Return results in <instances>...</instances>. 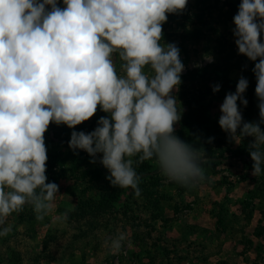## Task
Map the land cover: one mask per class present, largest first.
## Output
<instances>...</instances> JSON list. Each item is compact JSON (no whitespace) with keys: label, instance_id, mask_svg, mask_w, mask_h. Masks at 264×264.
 Returning <instances> with one entry per match:
<instances>
[{"label":"clouds","instance_id":"obj_1","mask_svg":"<svg viewBox=\"0 0 264 264\" xmlns=\"http://www.w3.org/2000/svg\"><path fill=\"white\" fill-rule=\"evenodd\" d=\"M187 4L63 0L60 7L58 0H0V237L12 232L7 218L26 204L37 220L53 208L59 186L46 183L49 125L75 128L98 108L109 116L90 133L73 131L69 147L86 151L90 163L102 154L99 162L113 187L139 197L141 177L134 165L145 161L183 187L206 179L203 149L174 135L181 113L173 91L179 90L185 68L180 50L160 42L168 14L181 13ZM233 22L239 54L258 60L252 71L260 119L243 122L237 101L247 106L248 80L241 76L235 93L226 94L218 122L237 144L253 138L248 150L252 175L259 177L264 169V0H242ZM219 90L213 86V92ZM104 243L113 253L131 246L122 231Z\"/></svg>","mask_w":264,"mask_h":264},{"label":"rangeland","instance_id":"obj_2","mask_svg":"<svg viewBox=\"0 0 264 264\" xmlns=\"http://www.w3.org/2000/svg\"><path fill=\"white\" fill-rule=\"evenodd\" d=\"M241 2L188 0L162 25L161 44H176L185 66L179 90L173 91L181 113L174 135L203 149L205 160L222 158L204 166L206 179L183 187L145 161L134 165L141 177L136 197L106 179L110 173L99 162L102 154L90 163L86 151L69 147L73 131H94L108 113L98 108L75 128L51 123L45 145L46 183L59 186L53 208L37 220L26 204L7 218L12 232L0 237V264H264V169L259 177L252 175L248 145L253 138L237 144L218 122L220 106L226 94L235 93L241 76L248 80L247 106L237 101L243 122L260 119L252 71L258 60L239 54L233 32ZM260 39L264 42V33ZM217 84L220 90L213 92ZM118 231L127 234L131 246L113 253L104 242Z\"/></svg>","mask_w":264,"mask_h":264},{"label":"trees","instance_id":"obj_3","mask_svg":"<svg viewBox=\"0 0 264 264\" xmlns=\"http://www.w3.org/2000/svg\"><path fill=\"white\" fill-rule=\"evenodd\" d=\"M230 64H227V67L229 68ZM228 70V69H227ZM222 81H225L228 79L227 76L223 75V76H220ZM226 77V78H225ZM245 155H249L247 153H245ZM222 161V158H218V157H209L205 160V163H204V166L206 165H216V164H219L220 162ZM245 161V160H243ZM158 169V168H157Z\"/></svg>","mask_w":264,"mask_h":264}]
</instances>
